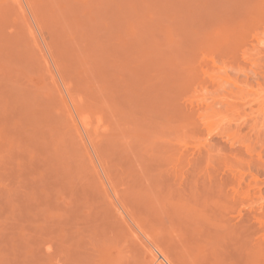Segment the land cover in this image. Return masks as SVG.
<instances>
[{
    "label": "rangeland",
    "instance_id": "1",
    "mask_svg": "<svg viewBox=\"0 0 264 264\" xmlns=\"http://www.w3.org/2000/svg\"><path fill=\"white\" fill-rule=\"evenodd\" d=\"M0 264H264V0H0Z\"/></svg>",
    "mask_w": 264,
    "mask_h": 264
}]
</instances>
